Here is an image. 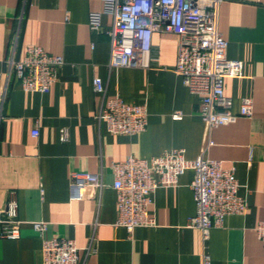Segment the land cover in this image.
Returning a JSON list of instances; mask_svg holds the SVG:
<instances>
[{
  "label": "crops",
  "instance_id": "0c3cea01",
  "mask_svg": "<svg viewBox=\"0 0 264 264\" xmlns=\"http://www.w3.org/2000/svg\"><path fill=\"white\" fill-rule=\"evenodd\" d=\"M100 9L101 0H0V73L12 52L21 58L33 45L64 61L45 93L25 91L13 77L7 85L0 79V210L15 199L19 228L18 238H0V264H40L36 221L47 224L45 237L73 239L83 249L79 264H202L203 250L210 264H264V246L254 230L264 219V0L218 6L226 56L243 62V76L226 78L224 92L232 112L243 97L252 99L253 112L215 128L202 121L198 97L173 71L177 36L153 34L148 68H110L111 17L102 16L99 30L88 25L89 12ZM94 76L102 79L103 94L94 91ZM114 96L146 105L142 132L105 130L98 114ZM176 112L181 118H172ZM60 129L66 130L65 141ZM172 148L184 149L187 158L221 160L233 169L246 198L245 214L226 216L204 243L199 230L187 226L195 212L191 170L175 186L151 194L154 226L128 233L115 225L111 162L127 155L148 159ZM72 171L99 174L103 186L93 198H72Z\"/></svg>",
  "mask_w": 264,
  "mask_h": 264
},
{
  "label": "built area",
  "instance_id": "2783aa9c",
  "mask_svg": "<svg viewBox=\"0 0 264 264\" xmlns=\"http://www.w3.org/2000/svg\"><path fill=\"white\" fill-rule=\"evenodd\" d=\"M223 1L226 0H101V9L89 12L88 25L99 30L102 16L111 17L106 30L110 37V68H148L153 34H175L173 71L198 97L202 121L208 128H215L239 117L250 118L253 112L250 97H243L238 111L232 112V100L224 92L226 78L243 76V62L226 56L227 41L217 28V10ZM63 63L61 55L50 54L40 46H28L21 58H15L14 52L10 54L0 79L7 85L13 77L23 90L45 93L56 81ZM92 85L95 92H105L99 76L93 77ZM172 118L179 119L181 114L176 112ZM98 119L110 134L134 135L145 129L148 112L144 103L130 104L114 96L105 100ZM31 135L37 136L38 130L33 128ZM66 139V130L60 129V140ZM111 168L114 176L111 187L116 192L115 225L128 233L139 226L155 225V218L148 211L151 194L157 188L175 186L187 170L193 173L190 188L195 206L187 226L199 230L202 243L212 228L222 225L226 216L243 215L248 207L246 198L239 194L240 184L232 168H224L221 160L203 154L187 158L182 148L168 149L148 159L127 155L112 161ZM102 186L99 174L70 173L72 198H93ZM17 210L13 198L0 210V238L19 237ZM32 227L42 238L40 264H79L83 249L73 239L45 237L47 224L42 221L33 222ZM254 230L264 246V219L257 222ZM202 264H210L204 250Z\"/></svg>",
  "mask_w": 264,
  "mask_h": 264
}]
</instances>
